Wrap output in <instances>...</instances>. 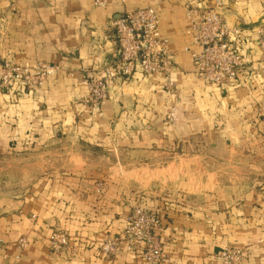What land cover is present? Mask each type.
<instances>
[{
	"label": "crops",
	"instance_id": "0c3cea01",
	"mask_svg": "<svg viewBox=\"0 0 264 264\" xmlns=\"http://www.w3.org/2000/svg\"><path fill=\"white\" fill-rule=\"evenodd\" d=\"M216 1L225 21L245 34L243 59L258 76L225 96L194 76L184 50H195L187 12ZM145 8L156 11L168 41L174 92L165 91L161 74H134L115 83L100 110H84L78 71L95 67L96 56L107 64L115 50L111 20ZM262 24L264 0H0V59L64 66L41 90L14 96L18 103L0 95V155L38 154L70 135L102 158L119 152L180 157L207 141L240 156L264 157V55L254 37ZM105 173L96 166L84 175L42 174L18 195L0 193V264H145L125 251L112 260L98 251L100 241L124 228L140 199ZM237 189L207 208L183 196L143 199L163 218L161 237L173 264H216L213 255L225 246L246 247L248 264H264V181ZM57 229L78 244L70 261L50 254L48 238ZM22 238L26 246L20 249Z\"/></svg>",
	"mask_w": 264,
	"mask_h": 264
},
{
	"label": "rangeland",
	"instance_id": "374dc122",
	"mask_svg": "<svg viewBox=\"0 0 264 264\" xmlns=\"http://www.w3.org/2000/svg\"><path fill=\"white\" fill-rule=\"evenodd\" d=\"M100 4L102 2H96L97 6H100ZM115 54L116 52L114 50L110 61L114 59ZM96 60L95 67L78 71L81 83L85 88V94L79 99V104L87 111L100 110L102 104L110 98V90L116 83L108 90L107 98L100 102L99 105L95 106L86 103L88 89L84 84L83 76L85 72H95L103 66V62L99 61L98 56H96ZM243 64V71L235 86L227 87L225 91L213 87L208 88L216 89L221 95L225 96L229 92V89L233 87L253 84V81L258 76L249 70L245 62ZM43 65L53 67L56 71L44 77L40 86L36 83L37 81L34 77L26 79L21 72L9 75L6 70V66L8 68L28 66L30 69H34ZM63 70L64 66L61 63L0 59V95H7L12 98L13 103H18L17 98H14V96L24 94V92L34 93L35 91L41 90L49 78L58 75ZM164 89L166 92L172 94L175 90V84L172 91H168L165 86ZM238 155L222 143L207 141L196 143L188 154L180 157L172 156V154L133 155L119 152L107 153L102 158L94 150L78 144L69 135L67 139L53 142L38 154L25 157L17 156L11 159L7 156L0 155V193L7 194L8 196L18 195L42 174L84 175L96 166H104L108 181L111 180L115 184H118L120 186L118 188L122 192L124 191L125 194L130 196L134 195L133 197H139L140 199L136 198L137 202L131 206L129 214L126 217L124 228L117 234L107 235L98 243L99 253L105 259L112 260L125 251L133 258L149 264L144 257L145 250L142 245L136 246L134 249H129V244L124 241L120 244L118 251L110 254L103 253L102 251V247L107 243L124 236L130 226V218L132 215L137 210H142L147 215L154 217L157 222L152 235L161 250L163 259L160 264H173L169 255L165 252L161 237L163 218L157 210L146 206L143 199H176L183 196L186 198V201L191 202L194 206L196 205L193 202L197 201L200 204V208H207L217 198L229 196V193L235 187L239 188L237 189L238 191H244L246 187L264 181V157L251 158ZM103 187L105 188V182L99 183L96 187V193L100 194ZM54 233H62L68 240L67 246L57 253L51 250L49 242L50 236ZM52 234L48 238L50 254L56 258H63L65 261L72 260L78 253V244H75L76 240L72 239L67 232L61 229L55 230ZM224 249H241L245 251V264H248L246 261V247L236 248L229 246L222 247L214 253L213 259L216 264H220L218 254Z\"/></svg>",
	"mask_w": 264,
	"mask_h": 264
},
{
	"label": "built area",
	"instance_id": "2783aa9c",
	"mask_svg": "<svg viewBox=\"0 0 264 264\" xmlns=\"http://www.w3.org/2000/svg\"><path fill=\"white\" fill-rule=\"evenodd\" d=\"M103 6V3L100 4ZM214 7L191 9L186 14L190 22L188 34L195 50L185 48L189 53L197 79L207 87L225 91L227 87L235 86L243 71L242 50L246 41L243 31L229 25L218 8ZM111 29L115 43V56L112 61L103 64L95 72L84 73V84L88 89L86 103L99 105L107 98L108 90L117 81H127L134 74L164 76V86L168 91L174 89L171 75L174 72L172 55L168 50V41L161 37L158 29V15L153 8L127 11L111 20ZM254 37L259 51L264 55V25H258ZM8 74L21 72L28 79L34 77L40 86L44 77L55 73L50 66H38L30 69L8 68ZM32 72H34L32 74ZM157 222L154 217L142 210H137L130 218V226L123 237L110 241L102 247L106 254L118 251L124 241L129 249L142 245L144 257L149 264H160L161 250L152 232ZM51 250L59 252L68 244L66 236L54 233L49 238ZM20 249L26 246L22 238L18 242ZM154 248V250H152ZM220 264H245V251L241 249H224L218 254Z\"/></svg>",
	"mask_w": 264,
	"mask_h": 264
}]
</instances>
